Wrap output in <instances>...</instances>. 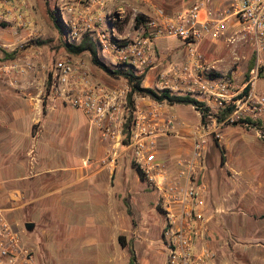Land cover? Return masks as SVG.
<instances>
[{"label": "built area", "instance_id": "obj_1", "mask_svg": "<svg viewBox=\"0 0 264 264\" xmlns=\"http://www.w3.org/2000/svg\"><path fill=\"white\" fill-rule=\"evenodd\" d=\"M112 1L56 0L67 28L65 40L76 43L90 36L114 68L131 70L137 76L157 69L160 85L155 90L159 94L168 90L171 95L190 96L204 103L200 111L205 116L188 136L193 141L192 151L176 162L178 174H172L169 163L158 155L162 138L181 137L174 116L167 113L168 100L138 92L130 98L131 84L126 77L119 84L95 80L85 62L76 57L54 60L44 85L52 99L59 98L83 112L109 143L97 163L112 173L120 159L129 155L145 182L159 192L158 204L165 214L161 239L167 264H207L214 256L205 243L212 218L204 172L209 140H221L223 126L257 108L254 101L264 105V95L255 92L258 63L251 69L255 74L250 80L252 90L244 93V87L237 88L233 77L217 70L198 45L250 40L260 56L264 52V0H222L220 7H215L213 0H196L174 14L158 10L130 37L119 36L106 26L116 19V12L108 8ZM28 5V0H0V24L30 26ZM169 36L184 41L192 60L170 62L161 70L156 39ZM32 68L31 62L11 60L0 64V78L4 74L25 75ZM225 110L228 112L222 116ZM34 255V248L24 243L6 209L0 207V264H42Z\"/></svg>", "mask_w": 264, "mask_h": 264}, {"label": "rangeland", "instance_id": "obj_2", "mask_svg": "<svg viewBox=\"0 0 264 264\" xmlns=\"http://www.w3.org/2000/svg\"><path fill=\"white\" fill-rule=\"evenodd\" d=\"M121 2L123 1L114 0L109 3L108 8L113 12H118ZM44 3L47 4L44 17L46 19V29L48 33L45 34L44 37L22 42L23 46H19L16 51H8V48L0 44V64H6L15 59L21 61L20 55L17 54L20 50L25 49L31 44L37 46L35 48H39V46L43 47L44 45L48 47H44L46 50L43 54L39 52V50H36V52L29 55V60L24 61L33 64V68L27 74H15L12 76L4 74L0 78V85H22L21 82L23 81L27 82V85H44L47 82L49 67L54 60L61 57H76L84 62L86 60V63L91 68L90 73L95 80L108 84L125 82L124 76L110 75L97 66H94L89 51H85L81 54H73L61 47V44L66 42L64 31L61 32L57 28L55 21L50 15V12H53L55 16L59 17L56 0H44ZM131 13L132 10H129L126 18L131 17ZM0 26H5V23L0 24ZM118 28L129 37L135 35L133 34L135 25L132 23H124L121 28L120 25ZM52 29L55 31L54 35L50 34ZM46 40L50 42L44 43ZM81 41L82 40L75 44H79ZM183 42L181 38L175 36L158 37L156 39L158 48L163 52L161 55V70L166 69V66L170 62L183 64L192 60ZM211 44L214 45L220 53L213 54L209 58L211 60L224 58V60L219 62L222 63V66H220L221 71L233 77L237 88L241 89L244 87V93H248L252 90L250 80L255 74H251V69L258 63V80L255 92L259 96L264 95V52L258 56L250 40H241L233 44L219 40L212 41ZM99 50L100 49H98V52ZM14 52L15 55L13 54ZM47 55H52V59L49 58L48 60ZM99 56L103 59L100 52ZM37 57L40 58V62L36 61ZM253 59H255L254 65L250 67ZM114 67L113 69H116ZM112 79L117 81H113ZM245 84L247 86H244ZM247 87H250L249 91H246ZM252 104L257 106V108L248 112L246 116L240 118L235 123L223 126L221 130V140H216L215 138L209 140L206 169L204 172L207 182L209 176L211 180H215L218 183L219 192L224 191L227 193L233 189L234 192L236 191V197L240 204L239 207H246V209L252 211L250 212L251 214L264 221V105L256 101ZM175 112L180 121L185 120L194 125L200 120L199 112L187 104L175 105ZM227 112L228 111L225 110L221 115L225 116ZM75 113L79 114L77 111ZM247 117H250L253 122L242 121L243 118ZM88 128H90V125H85L86 132ZM182 130L186 136H190L193 132L192 127ZM95 132L94 130L93 133L95 134ZM94 141H99V138H95ZM188 141V138H174L172 144L180 149V153L177 155L178 157H175L176 160H174V162H177L179 158L183 159L188 156V154H186ZM69 142V150L64 151L63 148L67 144L65 140L60 147L56 145L49 146V143L45 140L40 139L38 141L36 146L37 152H39L41 156H45V153L48 151L52 159V163L43 167L50 168L48 171L50 177H57L58 174L62 175L66 173L65 171L59 172L56 168L61 167L62 169V167L70 164L72 162V154L74 157H88L92 160L97 157L94 152L95 147L88 145L86 139L84 141L82 137H75ZM21 145L22 147L18 149L22 151L28 148V143H26V145ZM63 156H65L64 159L62 158ZM129 158L131 157L129 156ZM125 164L127 166V172L130 176L132 175L133 180H135L134 182L142 184L143 182L139 179L137 171L132 167V165L135 167L133 161L132 165L129 160H127ZM67 177L60 181L53 182L51 185L44 188L42 192L50 193L54 191L50 199H59L60 205L57 210L61 209L62 212L67 213L68 217L66 220H62L59 218L60 216H58L59 219L50 218L53 214L52 209L55 210V208L49 209L48 203L46 202L40 203L39 206H36V204L34 206L32 205L27 207L26 210L19 209L8 213L9 219L21 235L24 243L34 248V257L37 262L42 264H70V261L73 259L72 255L74 254L76 255V257H74L76 261L91 259L88 263L94 264L93 257H95L97 259V264H112L111 254L113 253L111 252L112 248L110 245H112L113 242L114 245H120L126 250V247L130 244L134 248L135 243L142 241L155 244V246L158 247L165 223V214L158 204L159 192L155 188L151 187L146 182L142 187L135 185L131 182L128 175L126 176L122 173L120 175V183L115 187L111 202V213L112 216H114V224H116V226L113 225L111 230L106 233L108 226L105 224H108L107 219L109 218L104 217L102 222H100L97 217L106 214L109 211L110 205L108 200H104L102 195L99 196V187L97 186L96 189L94 186H89L90 190L95 193V197L92 196L93 194L90 195L91 191L88 193H79V187L85 188L86 185H89V181L79 180L75 183L76 186L75 184L68 185L72 181L70 180V174H68ZM209 186L211 188V185ZM149 192L151 194L150 198L148 197ZM152 193H154L153 197ZM224 202L226 206V203L231 202V198L229 197L228 200H224ZM53 204L56 207L55 203ZM209 205L210 207L213 206L215 209L213 208L212 211L216 212V206L218 205L214 199L209 200ZM92 212L96 215L95 219L97 223H94V225L86 224L89 221L88 214ZM212 215H214V213ZM38 217L41 218V220H37L36 218ZM35 220L38 221L37 225L32 230L26 229L25 223L29 221L36 222ZM78 222L82 223L85 229V233L81 236L71 234L73 232H71V227L77 226ZM74 223L76 225H74ZM101 232H105L104 236H107L106 240L102 239V236H100ZM120 235L124 237L123 240L126 247L119 242ZM117 243H119V245ZM121 251L124 250L121 249ZM77 254L81 257L77 256ZM87 254H89L90 257L84 256ZM128 255L129 253L127 251V256ZM43 260L47 261L44 262ZM164 264H167V262H164Z\"/></svg>", "mask_w": 264, "mask_h": 264}, {"label": "crops", "instance_id": "obj_3", "mask_svg": "<svg viewBox=\"0 0 264 264\" xmlns=\"http://www.w3.org/2000/svg\"><path fill=\"white\" fill-rule=\"evenodd\" d=\"M122 1L123 2L119 5V11L116 12V19L107 23L106 26H109L111 30H115L117 35L125 37L128 35L119 30V25L121 28L124 23H132L135 25L133 34H136L140 24L146 18L156 15L158 10L174 14L184 7L191 5L196 0ZM213 1L215 7H220L222 4V0ZM28 3L27 17L31 23L30 26L22 27L16 22L0 26V44L3 47L8 48V51H16L19 46H23L22 42L44 37L45 34L48 33V30L46 29V19L44 17V11L47 8V4L44 3V0H28ZM129 10H132L131 17L126 18ZM137 16L141 17L138 25L136 24ZM64 27L63 31L66 37L67 28L66 26ZM50 34L54 35L55 31L52 29ZM211 42L212 41L201 42L199 43L198 48L207 57L211 64L217 70L221 71L220 66H222V63L219 62L224 60V58L216 60H211L209 58L213 54L220 53ZM184 46L188 53L189 50L185 43ZM35 47L37 46L31 44L25 49L20 50L18 54L16 52L17 55H20L21 63H27L28 61H24L29 60V55L36 52V50H39V52H42L43 54L46 50L44 47L46 48L48 46L44 45L43 47L39 46V48ZM157 51L161 60L163 52L158 48V45ZM99 52L103 57L101 50H99ZM13 54L15 55V52ZM49 58L52 59V55H47L48 60ZM103 59L110 67H113L111 61H107L105 57H103ZM36 61L40 62V58L37 57ZM85 65L91 71L86 60ZM157 71V69L149 70L142 80V86L156 89V86L160 85L157 81ZM112 80L117 81L115 79ZM21 83L22 85H0V207L6 209V214L8 216V213L11 211L19 209L26 210L27 207L34 206L35 204L36 206H39L40 203L42 204L46 202L48 203L49 209L55 208V210L52 209L53 214L50 218H61L62 220H66L68 217L67 213L62 212L61 209L57 210L60 205L59 199H50V197L53 196L52 193L54 191L50 193L42 192L44 188L51 185L53 182L60 181L70 174V180L72 182L68 185H74L79 180L89 181V185H86L87 188L86 186L85 188L79 187V193H88L91 191L89 186H94L96 189L98 186L100 190L99 196L102 195L104 200H108L110 205L109 211L106 214L100 215L97 219L102 222L104 217L109 218L107 219L108 224L104 223L108 226L106 233L109 232L113 225L116 226V224H114V216H112L111 213V202L112 197L114 196L115 187L120 183V175L122 173L123 175H128L132 183L142 187L144 186L145 181L141 176L139 169L132 165V160L129 158V155L120 159L119 164L112 173L108 168L97 163V161L105 155L109 143L102 140L99 129L92 127L89 124L84 113L75 109L71 105L64 103L59 98L52 99L50 94H48L47 85H27V82L24 81ZM175 105L181 104L169 103L167 113L174 116L181 137L169 135L162 138L159 143L158 152L159 158L169 163V171L172 174H178L179 171L174 160H176L175 157L180 153V149L172 144L174 138L189 139L186 151V154L189 155L192 151L193 141L182 132V129L191 127L193 129L203 119L202 112L199 109L193 104H187L199 112L200 120L194 125L185 120L180 121L175 112ZM76 111L79 112V114H76ZM87 124L90 125V128H88V131L86 132L85 125ZM92 130L96 131L95 134ZM75 137H82L84 141L86 139L88 145L94 146V152L97 157L92 160L88 157H74L72 154V162L70 164L62 167V169L61 167L56 168L59 172L65 171L66 173H63L62 175L58 174L57 177L55 176L56 178L54 176L50 177L48 174L50 168L43 167L52 163V159L49 156L50 154L48 151L45 153V156H41V154L37 152L36 146L38 141L40 139L45 140L49 143V146L56 145L57 147H60L65 140L67 144L63 150L68 151L70 146L69 141ZM95 138H99V141H94ZM26 143H28L27 149L23 151L18 149L19 147H22L21 144L26 145ZM64 157L65 156L62 158L64 159ZM127 160L130 161L132 167L137 171L139 179L143 182L142 184L139 182L135 183L132 175L130 176L128 174L127 166L125 164ZM207 179L208 184L211 185L209 200L214 199L218 205L216 206V212L212 211L214 208L213 206L210 207V205H208L210 212H212V214L214 213V215H212L208 224V236L205 243L214 253V256L207 260V264H264V221L251 214L250 212L252 211L246 209V207H239L240 204L236 197V191L234 192L232 189L227 193L224 191L219 192L220 190L217 186L218 183L215 180H211L209 176ZM94 194L95 193L91 191L90 195L95 197ZM153 194L154 193H152V197L154 196ZM148 197H151L150 192ZM229 197L231 198V202L226 203L225 206L224 200H228ZM53 203H55L57 208ZM58 216L60 217L58 218ZM95 217L96 215L93 214V212L89 213V221L86 224L94 225V223H97ZM36 219L41 220L39 217ZM37 223L38 221L35 222V226ZM74 225L76 224L74 223ZM71 228V232L73 231L71 233L72 235L81 236L85 233V229L80 222H78L77 226ZM104 233L105 232H101L100 236H102V239L106 240L107 236H104ZM161 238L158 247L155 246V244L143 241L135 243L134 250L138 258V263L164 264V262H167V254ZM117 244L119 245V243ZM110 247L112 248L111 252L113 253L111 254L112 264H129V255L127 256V250L125 248L120 245H114V242ZM121 249L124 251H121ZM77 256L80 255L77 254ZM84 256L90 257L89 254ZM72 257L73 259L70 261V264H87L91 260L76 261L74 259L76 255L73 254ZM93 258L94 264H97V259L95 257ZM43 261L46 262L47 260Z\"/></svg>", "mask_w": 264, "mask_h": 264}, {"label": "trees", "instance_id": "obj_4", "mask_svg": "<svg viewBox=\"0 0 264 264\" xmlns=\"http://www.w3.org/2000/svg\"><path fill=\"white\" fill-rule=\"evenodd\" d=\"M53 20L56 23L57 28L62 32L64 30L63 22L60 17H57L54 15L53 12H50ZM141 17H136V24L138 25L140 22ZM49 40L44 41V43H49ZM61 47H63L67 52L73 53V54H81L85 51H89L91 53V59L94 65H96L98 68L102 69L106 73L114 76H124L126 77L130 84H131V92H130V98L132 97L133 93H145L149 94L153 97H156L161 100H168L170 104H193L203 112L202 106L204 105L203 102L198 101L197 99L190 97V96H180V95H171L168 90L163 91L162 93H158L155 89L152 87H144L142 86V80L145 76V74L137 76L132 72L131 70H125L123 68L113 69L110 67L100 56L98 52V46L94 39L92 37L86 36L82 39V41L79 44L70 43V42H64L61 44ZM255 59L251 61L250 67L254 65ZM250 87L246 88V91H249ZM230 110V109H229ZM132 116V115H131ZM205 116V113H203V117ZM243 122H253V120L250 117L243 118ZM142 176V175H141ZM143 177V176H142ZM124 237L122 235L119 236V242H121L122 245H125ZM127 251L129 253V264H140L138 263V258L136 255V252L131 246V244L126 247Z\"/></svg>", "mask_w": 264, "mask_h": 264}, {"label": "water", "instance_id": "obj_5", "mask_svg": "<svg viewBox=\"0 0 264 264\" xmlns=\"http://www.w3.org/2000/svg\"><path fill=\"white\" fill-rule=\"evenodd\" d=\"M25 227H26V229L31 230L35 227V222L34 221L26 222Z\"/></svg>", "mask_w": 264, "mask_h": 264}]
</instances>
